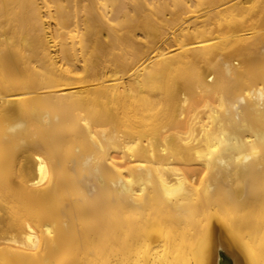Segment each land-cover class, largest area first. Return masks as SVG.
<instances>
[{
    "label": "bare ground",
    "instance_id": "1",
    "mask_svg": "<svg viewBox=\"0 0 264 264\" xmlns=\"http://www.w3.org/2000/svg\"><path fill=\"white\" fill-rule=\"evenodd\" d=\"M0 264H264V0H0Z\"/></svg>",
    "mask_w": 264,
    "mask_h": 264
}]
</instances>
